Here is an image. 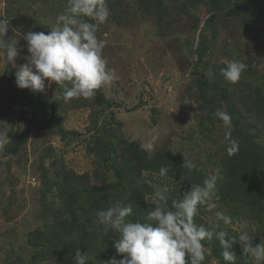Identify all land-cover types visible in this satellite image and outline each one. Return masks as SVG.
<instances>
[{"label": "rangeland", "instance_id": "374dc122", "mask_svg": "<svg viewBox=\"0 0 264 264\" xmlns=\"http://www.w3.org/2000/svg\"><path fill=\"white\" fill-rule=\"evenodd\" d=\"M107 2L110 16L98 37L107 41L103 55L115 79L96 91L100 101L95 96L64 100L61 86L47 80L43 92L16 86L15 73L29 55L23 34L50 31L67 0H0V19L10 25L3 39H15L19 52L7 65L0 51V133L10 140L26 133L18 150L10 152L9 144L0 150V264H33L28 232L61 226L66 230L52 234L61 238L63 255L58 252V258L48 246L49 257L37 264H73L77 250L88 257L87 264H100L103 251L115 250L116 237L104 233L97 211L120 203L148 212L161 185L170 189L169 206L191 188L144 172L138 181L144 192L137 193L136 184L126 183L132 178L133 147L153 154L167 146L206 175L220 171L228 141L215 116L218 109L231 116L233 139L241 131L264 151V125L256 116V91L264 93V18L254 7L262 0ZM238 7L237 15L228 14ZM234 59L247 70L238 82L217 90L214 67ZM255 195L258 201L245 205L218 196L217 209L201 206L196 223L214 229V213L222 210L233 223L219 222L216 231L238 234L237 222L246 221L260 242L264 174ZM204 243L206 249L219 244L215 239ZM249 259L243 264H254ZM204 264L220 263L208 251Z\"/></svg>", "mask_w": 264, "mask_h": 264}, {"label": "clouds", "instance_id": "9594fccd", "mask_svg": "<svg viewBox=\"0 0 264 264\" xmlns=\"http://www.w3.org/2000/svg\"><path fill=\"white\" fill-rule=\"evenodd\" d=\"M110 16L107 0H67L65 10L56 17L50 31L23 34L27 43L26 63L15 73V84L19 89L34 93L43 92L45 81L55 82L62 88V98H93L96 91L110 85L115 72L108 67L103 55L107 41L98 37L99 26ZM9 20L0 19V51L7 65L14 64L19 52L15 39L5 42L3 36L9 30ZM248 65L240 60H230L220 69L223 78L236 83L247 70ZM215 116L222 121L224 136L228 141L226 151L229 156L238 151V141L232 138V118L224 110L218 109ZM11 142L6 133H0V150ZM153 144H147L148 149ZM149 160L152 156L147 157ZM183 167L189 171L196 165L185 161ZM169 168L161 166L158 175L167 176ZM223 179L219 170H213L202 183L191 185L181 199L169 206L167 185H161L153 194L152 205L143 220L130 219L131 205L114 204L97 211V222L106 235L112 233L116 239L113 247L117 255L104 264H204L205 241L219 242L221 256L226 264H236L237 254L234 245H239L241 254L249 256L254 264H264V239L253 243V233L246 221L239 223L238 235L230 236L219 228L233 223V218L222 210L214 215L217 223L214 229L197 224L195 217L201 206L209 211L217 209L218 183ZM88 257L76 251L73 264H87Z\"/></svg>", "mask_w": 264, "mask_h": 264}, {"label": "trees", "instance_id": "16d2710c", "mask_svg": "<svg viewBox=\"0 0 264 264\" xmlns=\"http://www.w3.org/2000/svg\"><path fill=\"white\" fill-rule=\"evenodd\" d=\"M254 7L263 11L262 15L264 18V0H262V4L256 2ZM240 11H242V8L238 7L235 10L232 9L229 11L228 14L237 15ZM215 17L216 16L213 15L211 17V21H213ZM204 52L205 50H202L198 53V59L200 61L202 60ZM223 67H225L223 64H219L214 67L215 73L213 86L217 90H225L224 85L229 82L225 80L220 73V69ZM256 93L258 94L256 102L259 107L256 116L260 119L261 125H264V93H261L259 90H257ZM221 96L224 97L226 95L221 94ZM95 97L100 101H104L102 95H96ZM10 123L13 127V120H11ZM10 137L11 142L9 143V151L13 153L15 150H18L17 146H19L21 142L26 139V133L23 134L22 132L21 135L12 134ZM16 140H18V142H16ZM235 140H237L239 144L238 151L234 155L229 156L225 150L221 159L220 173L222 174L223 179L219 181L217 185V196L231 202L233 201L236 204L245 205V201L254 203L258 201L255 192L261 187V177L264 174V151H262L256 143L253 142L252 138L247 137L241 131H239V133L235 136ZM149 155L152 156V159L150 160L147 158ZM131 156L133 160V164L129 170L132 174L131 181L128 182L125 176L122 177L126 178V183H128L129 187L136 184L134 190H136L137 193L144 192L141 183L138 182L141 180V174L148 172L158 175L159 168L161 166L169 168V172L166 176L167 178L176 179L178 180V183L185 186L200 184L207 176L196 167L191 171L183 167L184 160L187 161V159L180 153H173L169 148H167V146H163L153 154H149L145 150L134 146L131 151ZM146 214L147 212L139 208H134L133 210L134 220H143ZM244 220H247V218H244ZM249 220H254V223L257 221L253 219V217H250ZM61 227L62 228H60L59 231H54L56 228H43L28 232L27 243L33 250H35L31 255V263L37 264L45 261L50 255L48 246L51 247V250H55L57 252L56 256L58 258H60L58 252L63 255V246L60 245L61 238L52 234V232L59 233L62 230H66V226ZM228 234L230 236L238 235L231 229L228 230ZM253 243H259V241L254 238ZM208 247L211 249L210 251L218 263L226 264L221 256V248L218 243L210 244ZM38 249H40L39 252H37ZM233 250L237 254L236 264H243L247 261L249 262L250 257L241 254V248L239 245H234ZM114 256L117 259L122 258L120 255H117L116 250L106 249L99 256L100 264H104V262Z\"/></svg>", "mask_w": 264, "mask_h": 264}]
</instances>
